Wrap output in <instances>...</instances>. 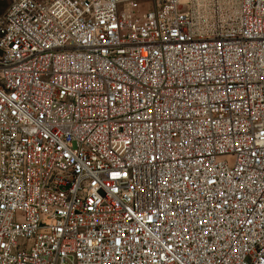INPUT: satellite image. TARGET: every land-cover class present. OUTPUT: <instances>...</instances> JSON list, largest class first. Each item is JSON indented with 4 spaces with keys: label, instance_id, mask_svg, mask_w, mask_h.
Here are the masks:
<instances>
[{
    "label": "built area",
    "instance_id": "built-area-1",
    "mask_svg": "<svg viewBox=\"0 0 264 264\" xmlns=\"http://www.w3.org/2000/svg\"><path fill=\"white\" fill-rule=\"evenodd\" d=\"M193 1L12 0L0 264H264V0Z\"/></svg>",
    "mask_w": 264,
    "mask_h": 264
},
{
    "label": "rangeland",
    "instance_id": "rangeland-1",
    "mask_svg": "<svg viewBox=\"0 0 264 264\" xmlns=\"http://www.w3.org/2000/svg\"><path fill=\"white\" fill-rule=\"evenodd\" d=\"M11 2L12 0H0V18L8 11ZM192 8L198 22L204 27H212L221 18L211 0L193 1ZM225 12L226 10L223 11Z\"/></svg>",
    "mask_w": 264,
    "mask_h": 264
}]
</instances>
